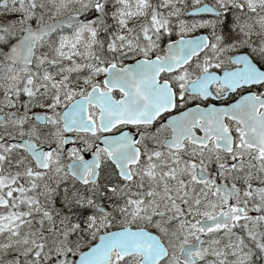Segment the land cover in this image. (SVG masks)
Masks as SVG:
<instances>
[{
	"label": "snow or ice",
	"instance_id": "snow-or-ice-1",
	"mask_svg": "<svg viewBox=\"0 0 264 264\" xmlns=\"http://www.w3.org/2000/svg\"><path fill=\"white\" fill-rule=\"evenodd\" d=\"M0 264H264V0H0Z\"/></svg>",
	"mask_w": 264,
	"mask_h": 264
}]
</instances>
